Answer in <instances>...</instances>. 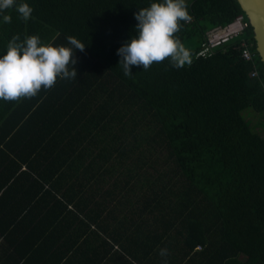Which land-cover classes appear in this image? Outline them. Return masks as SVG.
Returning <instances> with one entry per match:
<instances>
[{"label":"trees","instance_id":"1","mask_svg":"<svg viewBox=\"0 0 264 264\" xmlns=\"http://www.w3.org/2000/svg\"><path fill=\"white\" fill-rule=\"evenodd\" d=\"M25 2L29 19L0 16V53L17 34L85 48L76 78L0 100V264H264V136L242 116L264 129V65L240 53L256 51L251 26L196 58L244 15L237 0H187L175 35L191 63L131 76L116 50L153 0Z\"/></svg>","mask_w":264,"mask_h":264},{"label":"clouds","instance_id":"2","mask_svg":"<svg viewBox=\"0 0 264 264\" xmlns=\"http://www.w3.org/2000/svg\"><path fill=\"white\" fill-rule=\"evenodd\" d=\"M15 7L21 18H30L33 8L21 0H0L3 22H11L5 10ZM137 21L131 35L116 50L125 76H131L132 67L148 69L154 62L168 58L172 65L181 68L191 63V53L175 35L181 21L191 20L187 0H153L150 6L138 9ZM73 47L43 44L38 35L21 40L19 34L8 42L6 51L0 53V100L14 101L35 96L42 88H51L57 78L77 77L74 53L83 51L85 45L74 37L68 38ZM71 65V68H69ZM166 250H161L163 255Z\"/></svg>","mask_w":264,"mask_h":264},{"label":"built area","instance_id":"3","mask_svg":"<svg viewBox=\"0 0 264 264\" xmlns=\"http://www.w3.org/2000/svg\"><path fill=\"white\" fill-rule=\"evenodd\" d=\"M249 22L244 19V15L240 14L224 27H216L206 34V39L202 43L200 49L196 53V58H207L213 54V50L218 46L228 42L229 40L240 36L248 27ZM253 44L242 40L240 43L241 58L247 62L255 63L258 56L257 51L253 50ZM257 71L250 73L251 77L257 76Z\"/></svg>","mask_w":264,"mask_h":264},{"label":"water","instance_id":"4","mask_svg":"<svg viewBox=\"0 0 264 264\" xmlns=\"http://www.w3.org/2000/svg\"><path fill=\"white\" fill-rule=\"evenodd\" d=\"M249 25L260 61L264 65V0H237Z\"/></svg>","mask_w":264,"mask_h":264},{"label":"rangeland","instance_id":"5","mask_svg":"<svg viewBox=\"0 0 264 264\" xmlns=\"http://www.w3.org/2000/svg\"><path fill=\"white\" fill-rule=\"evenodd\" d=\"M242 116L245 118L246 121L250 123L254 130H258L259 133L264 136V129L261 128V122L263 120L256 116V114H252V111L250 109L242 111Z\"/></svg>","mask_w":264,"mask_h":264},{"label":"bare ground","instance_id":"6","mask_svg":"<svg viewBox=\"0 0 264 264\" xmlns=\"http://www.w3.org/2000/svg\"><path fill=\"white\" fill-rule=\"evenodd\" d=\"M148 120V119H147ZM146 125V124H145ZM152 128V127H151ZM138 135V134H137Z\"/></svg>","mask_w":264,"mask_h":264}]
</instances>
